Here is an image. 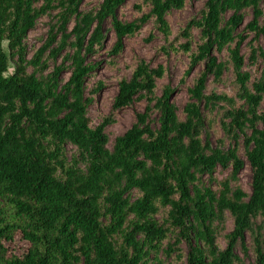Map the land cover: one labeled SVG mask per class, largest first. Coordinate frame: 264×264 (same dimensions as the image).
Listing matches in <instances>:
<instances>
[{
	"label": "trees",
	"instance_id": "obj_1",
	"mask_svg": "<svg viewBox=\"0 0 264 264\" xmlns=\"http://www.w3.org/2000/svg\"><path fill=\"white\" fill-rule=\"evenodd\" d=\"M199 1L204 9L172 41L167 16L187 0H141L150 11L131 23L118 18L127 0H104L89 12L84 0H0V264H168L164 251L177 264H247L239 249L264 264V48L253 45L264 36V0ZM44 17L55 22L30 59L27 40ZM108 20L116 35L110 57L153 21L166 52L188 56L182 83L203 67L181 116L173 89L158 94L166 68L141 60L95 126L90 107L105 85L87 91V82ZM252 34L255 72L245 70L242 54ZM223 52L227 61L216 55ZM228 71L236 95L208 93L209 81L222 83ZM136 101L145 111L110 147L106 128ZM216 118L229 146L210 139L207 123L214 129ZM242 150L250 195L240 185ZM218 168L229 171L226 179L216 178ZM17 235L27 244L21 254L11 251Z\"/></svg>",
	"mask_w": 264,
	"mask_h": 264
},
{
	"label": "rangeland",
	"instance_id": "obj_2",
	"mask_svg": "<svg viewBox=\"0 0 264 264\" xmlns=\"http://www.w3.org/2000/svg\"><path fill=\"white\" fill-rule=\"evenodd\" d=\"M104 0H84L81 10L83 12H89L93 9L98 8ZM43 3V0H41ZM138 6H141L143 11L138 9ZM204 9V2L199 0H187V4L184 10L182 11H172L168 16L167 20L170 23L171 29L173 31L172 41H175L179 38L182 30H184L188 23L195 17H197L200 12ZM150 8L142 5L141 0H127L126 4L120 8L118 11V18L124 23H131L138 18H141L144 14H148ZM55 16V13H53ZM253 20V14L251 11L245 14V22L250 23ZM52 17H44L39 20L37 27L33 30L28 37V58H32L36 51H38L48 40V33L51 25L54 23ZM74 24L70 27V29ZM104 31L106 34V40L104 42V49L99 55L93 58L91 61L98 64V68L94 76L88 79L87 82V91H91L95 88L98 82H102L105 85V88L97 95L96 102L90 107V116L95 122V126L99 125L104 117L110 116L112 112V105L115 96L118 92V84L121 79L125 77H130L133 67L141 60H145L152 67H158L163 65L166 70V77L164 80L159 81L158 94L161 95L162 88L164 86H169L174 90L173 97L174 103L178 107V113L182 115V109L185 104L188 102L189 97L187 94L188 87L193 85V79L197 78L200 74V71L203 67H200L194 74L186 79L185 83H182L183 75L188 68L189 59L188 56L183 53H175L171 50L166 52L165 49H168L169 45L165 42L163 36L154 28L153 21L147 23L140 35L125 40V49L123 53L117 57H110L109 51L112 49L116 43V35L112 29V23L108 20L104 25ZM194 36L198 40V33L195 32ZM61 38V35L58 36V39ZM254 39V35H250L245 44L243 45L242 54L245 57V62L247 67L246 71L255 72L256 68L250 67V57H251V46L250 43ZM183 42V40H179ZM255 47L259 46L264 48V36H261L257 42L253 44ZM7 45L5 44V47ZM56 45H53L55 47ZM52 47V48H53ZM220 61H227L228 53H217L216 54ZM64 55H61L57 58V64L63 62ZM263 67V64L260 65V69ZM69 74H65L63 77L64 81H67ZM235 77L231 71H228L224 75L222 83L215 84L213 79L209 81L208 84V93L216 90L218 93H228L231 96H235L237 91L234 85ZM147 103L145 101H136L130 108L123 110L119 113L117 117V122L106 128V133L108 134L111 140V146L114 143L115 139L119 136L124 135L135 123L136 115L145 111ZM214 113L211 117H215ZM158 113L154 112L152 115L153 126H157ZM219 118H216L214 123V129L210 127L209 122L207 123V130L210 134V139L214 144H217L218 140L225 138L223 131L220 129ZM226 140L227 146L229 142ZM73 148L68 147V155L72 158ZM241 157L246 163L245 169L240 175V185L242 189L247 193L251 194V183H252V172L249 166V163L244 155V151L240 153ZM229 175V171H224L221 168H218L216 172V178L220 181L226 179ZM138 197V196H136ZM134 197V199L136 198ZM233 230V220L229 219L226 224V234L230 233ZM248 243L250 240L248 239ZM220 245L223 248H226L227 244L223 238H220ZM9 246V244H8ZM27 244L20 239V236H16L15 242L11 245V251L16 254H21ZM168 247L166 246L165 249ZM184 253L188 252V247L185 243H182L180 247ZM240 255L245 259L247 264L254 262V256L252 252L249 253V256H244L241 249H239ZM175 257V255H174ZM173 257V258H174ZM160 258L163 261H167L168 264H177L174 263L172 258L167 257L166 252L160 254ZM178 264H185L178 263Z\"/></svg>",
	"mask_w": 264,
	"mask_h": 264
}]
</instances>
